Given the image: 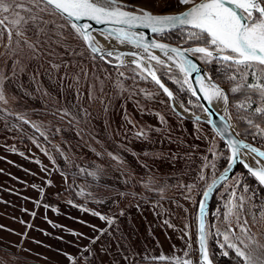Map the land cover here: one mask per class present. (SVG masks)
I'll return each instance as SVG.
<instances>
[{"label": "rangeland", "instance_id": "374dc122", "mask_svg": "<svg viewBox=\"0 0 264 264\" xmlns=\"http://www.w3.org/2000/svg\"><path fill=\"white\" fill-rule=\"evenodd\" d=\"M120 2L163 13L166 0H157L156 7L151 0ZM25 7L31 12L16 11L26 24L0 26V264H125L131 258V264L142 259L176 264L188 258L197 264V205L226 166L227 147L203 122L176 116L145 70L97 57L69 21L39 0H25ZM5 16L14 18L0 12V19ZM189 31L182 32L184 40L200 42L188 39ZM95 33L100 32H92L94 38ZM151 57L154 69L158 64L175 71L170 79L194 98L177 67ZM197 58L202 65L213 59ZM252 71L235 68L232 89L249 90L236 105L238 126L243 124L264 148V125L245 112L252 105L264 108V98L248 87L264 84V72L256 67L253 76ZM178 102L187 112H202ZM255 188L238 172L218 189L220 204L211 227L207 222L208 239L219 246L225 243L223 234L236 229L232 241L239 245L240 237L255 249L256 264H264V248L258 247L264 245V200ZM70 190L105 219L74 204ZM240 197L244 207L238 214L241 223L247 219L252 240L228 214L230 203ZM221 249L244 264L232 249Z\"/></svg>", "mask_w": 264, "mask_h": 264}, {"label": "snow or ice", "instance_id": "6c2138e0", "mask_svg": "<svg viewBox=\"0 0 264 264\" xmlns=\"http://www.w3.org/2000/svg\"><path fill=\"white\" fill-rule=\"evenodd\" d=\"M32 4H37V0H28ZM152 6H157V0H151ZM39 3L51 6L56 12H59L67 17L73 18L74 21L82 19H90L99 24L114 23L119 25H127L129 28L144 26L149 27L153 33H164L165 31H172L174 29H183L185 27L191 29L188 33V39H193L202 42L205 45H211L213 50L218 53H226L219 56V59L224 62H229V66H242L245 70L252 69V75L256 76V67H260L264 72V0H201L199 4L195 3V0H166L164 4V12L162 14H154L145 8H133L132 10H125L127 6H122L120 0H39ZM193 5L188 10L176 13L168 14L174 7ZM16 9H22L26 12H31L30 8L25 7V0H0V12L14 14V18L9 21L8 17L0 19V26L5 25L6 22H10L14 27H19L22 24H26L28 21L24 16L20 15ZM35 17H29L34 19ZM71 27L75 30L93 52H98L99 49L94 46L95 38L89 33L88 29L90 25H77L72 23ZM119 38L135 43L136 47H140V40L144 39L140 36L139 39H133L136 34L126 31L124 28L117 30ZM22 34L19 30L17 35ZM11 36V32H8ZM158 48L168 55L169 52L175 53V59L173 56H168L169 60H173L178 64L180 72L184 75L190 76L193 71H196V66L191 64L184 56L183 51L177 48H168L167 45L161 43H152L144 46V50L148 48ZM213 50L209 47L198 46L191 51L194 53H201L206 58L213 57ZM135 56L136 53H130ZM108 56L112 53L108 52ZM151 59L156 60L157 63H163L157 57L152 56ZM152 79L163 88L164 92L169 97L172 96L164 85L160 82L155 72H149ZM231 80H235V76L229 77ZM188 83L186 79L184 81ZM249 88L256 90L261 98H264V84L256 83L249 84ZM205 94V98L211 102L213 100H222L227 102V95L223 92L219 86L212 85L209 87H201L200 89ZM193 95H196V90L193 89ZM233 92L240 91L239 86L232 89ZM0 99H3L2 92H0ZM240 107H244L243 104ZM255 111L264 115V108H256ZM249 123H252L249 121ZM231 149V155L227 158L230 160L228 167H231L238 162L240 156L241 147L248 149L251 153H256L260 157H264V152L258 151L255 147L249 145H240L238 141H229L228 144ZM260 164V161H256ZM244 167L248 169V172L254 177L258 183L264 186V165L259 168H253L248 164H244ZM227 167L225 171H227ZM203 179V177H201ZM224 179H227L225 177ZM50 183V182H49ZM35 187V186H33ZM244 190L247 191V186H244ZM209 192L212 188L208 189ZM41 195L44 190L40 189ZM207 197V192L204 193ZM235 197V194L233 193ZM240 202H233L229 205V216H235L236 223L239 226V231L252 240L251 236H248L250 229L246 226L248 224L245 218L241 223L238 211L243 210V197L239 198ZM39 203V202H37ZM49 207L48 205H44ZM198 215V251L200 253V260L197 264H213L209 258L207 240L209 232L206 228L204 213V203L199 205ZM100 216V219H105L99 213H93ZM36 215L35 212L32 213ZM260 215L264 217V209L261 210ZM111 224V221H108ZM236 229L229 228L227 234H223L224 244H220V248L232 249L236 256H239L244 261V264H256L253 258L255 249L249 248L244 244V240L240 237H236L239 240V245L232 241V236L235 235ZM217 235H220L217 230ZM254 243V241H253ZM240 245H243L241 247ZM264 248V245L258 246ZM245 249H248L247 252ZM228 252L224 251L223 255L228 256ZM187 255V253H185ZM163 259V257H161ZM176 264H192L191 258L186 260H178Z\"/></svg>", "mask_w": 264, "mask_h": 264}, {"label": "water", "instance_id": "95a60500", "mask_svg": "<svg viewBox=\"0 0 264 264\" xmlns=\"http://www.w3.org/2000/svg\"><path fill=\"white\" fill-rule=\"evenodd\" d=\"M201 2V0H198L197 2H195L196 4H199ZM122 6H127L125 8V10H132L133 8H138L135 7L131 4H127L124 2H120ZM48 6V5H47ZM193 5L188 6L186 9L180 11H186L188 10L190 7H192ZM50 7L52 10H54L51 6ZM55 11V10H54ZM149 11V10H148ZM56 12V11H55ZM152 12V11H151ZM177 12V13H180ZM58 13L60 16H62L64 19H66L67 21H69L71 24L72 23H76L77 25L83 26V25H90V28L88 29L89 33L92 35V32L96 31V32H100V33H104L109 35L112 38H119V33H118V29L120 28H124L126 31L130 32V33H134L136 34V36H134V40L135 39H139L140 36H143L144 39L140 40V47H136L135 43L128 41L129 43H131V45H133L132 47L135 49L133 50L137 55L142 56L144 58L147 59L148 56H150L152 54V50H157V51H162L161 49L158 48H151L149 47L147 51L144 50V46L145 45H149L152 43H161L164 45H167L168 48H177L180 49L181 51H183L184 56L187 58V60L191 63L194 64L196 66V71H193L191 73L190 76H185L186 79L188 80L189 86L191 91L193 89L196 90V95H193V91H192V95L194 96V98L197 100V102L199 103L202 112L201 113H186V112H181L179 110H177L174 105L173 102H178V100L176 99V97L174 96L172 90L159 78V76L157 75L154 67L152 66V69L150 70L151 72H155L156 76L159 78L160 82L164 85V87H166L170 92H172V96L169 97L167 95L166 92H164L163 88L160 87L159 84H157L155 82V80L152 79L151 75H149V72L144 71L147 76L153 81V83L165 94L167 100H168V104L169 107L171 109V111L178 117L183 118V119H188V120H194V121H200L203 122L204 124H206L213 132L214 134L225 144V146L228 149L229 152V156L231 155V149L229 148L228 144L229 141H238L239 144L242 145H249L250 147H255L256 149H258V151L264 152V148L244 139L242 136H240L238 134V132L236 131L235 127L233 126V124H229L228 122L224 121V119L221 118V116L212 108V106L210 105V103L208 102V100L205 98L204 93L200 90L201 89V80L207 76L209 78V80L212 82L213 85L219 86L220 89L223 90V92L225 93V95H227V102H226V109H227V114L230 118L229 115V100H228V94L226 92V90L220 86V84H218L217 82L213 81L207 74V71L205 69V67L202 65V63L198 60L196 54H201V53H194L193 51H191V49L198 47V46H182V45H176L173 43H170L168 41H165L163 39H160L157 37V35H161V33H153L151 31V29L149 27H144V26H138V27H131L129 28L127 25H119V24H114V23H106V24H99L96 23L93 20L90 19H82L79 21H74L73 18L71 17H67L59 12ZM154 13V12H153ZM154 14H162V13H154ZM168 14H176V13H168ZM183 29H189L187 27L183 28ZM7 32H9L10 30L7 29ZM174 30H179V29H174ZM172 30V31H174ZM170 31H165L164 33H167ZM162 33V34H164ZM120 39V38H119ZM122 39V38H121ZM84 41V40H83ZM127 41V40H126ZM86 47L89 49L90 52H92L94 55H96L97 57L101 58L102 60L106 61V57H112V58H116L113 56H108L107 52H102L101 51V46H99L95 40H94V46L97 47L99 49L98 52H93L91 48L88 47L87 42H85ZM119 54H123L126 51L125 50H118L117 51ZM133 53V52H131ZM168 54L173 55L176 59H179L176 57L175 53H171L169 52ZM226 53H218L216 51L213 50V57L212 58H217L219 59V56L224 55ZM150 62V61H149ZM131 63V62H130ZM151 63V62H150ZM133 64V63H131ZM135 65V64H134ZM179 69V68H177ZM184 74V73H183ZM205 114V118H202L201 116ZM231 120V119H230ZM243 152H250L248 149H245L243 147H241L240 150V154ZM251 153V152H250ZM255 155H257L256 153H253ZM258 157H260L259 155H257ZM262 160H264V157H260ZM230 160H228L226 166L224 167V169L208 184V186L205 188L204 192L201 195V198L198 202L197 205V209H196V228H195V233H196V247H197V260H200V253L198 251V215H199V205L203 202L204 203V217H205V224H206V228H207V221L209 218V211H210V206H211V201L212 198L215 194V192L229 179L231 178V176H233V174L235 173V171L237 170V168L242 165L244 167L243 162H241L240 158H238V162L237 164L228 167V165L230 164ZM227 167V171H225V168ZM244 169L246 171H248V169L246 167H244ZM225 177H227V179H224ZM262 186V185H261ZM264 188V186H262ZM212 188V191L209 192L208 189ZM207 192V197L204 196V193Z\"/></svg>", "mask_w": 264, "mask_h": 264}, {"label": "trees", "instance_id": "16d2710c", "mask_svg": "<svg viewBox=\"0 0 264 264\" xmlns=\"http://www.w3.org/2000/svg\"><path fill=\"white\" fill-rule=\"evenodd\" d=\"M188 29H179L170 31L161 35H157L158 38L163 39L165 41H168L170 43L176 44V45H182V46H205L202 42H196V44H193L191 41L184 40L182 36V32L186 31ZM201 54H196V56H200ZM207 73L210 75L211 79L218 84H220L221 87H223L227 94H228V100H229V114L230 117L233 118L236 125H239V120L237 116V111L240 109L236 107L237 104H239V101L244 96L249 95V90H247L246 87H240V91L233 92L232 86L235 83V80L229 79V77L233 76L236 72H234L235 68L239 66H229V62H224L220 59L213 58L209 62L203 63ZM155 71L159 78L172 90L174 96L176 99L181 101L184 105L191 107L195 110V112L200 111V105L197 102L196 99H194L189 92H187L184 87L180 86L179 84H176L174 81L170 79V74H177L175 71H172L170 69H166L162 66H159L158 64H155ZM253 104H256L255 102ZM257 105V104H256ZM253 105L250 106L248 109L246 108L245 112L248 114V116H256V120L259 124L264 125V115L260 113L254 112ZM240 112V111H239ZM13 117V116H12ZM243 124L241 127H237V132L240 136H242L244 139L258 145L263 146V143L260 139L253 137L248 131L245 130ZM223 146L226 148L225 144L222 142ZM260 146V147H261ZM263 148V147H262ZM229 157V156H228ZM238 172L244 174L246 176V179H250V181L256 186L254 189L255 192H257L264 200V188L256 181L254 177H252L242 165H240L236 172L234 174H237ZM226 183V182H225ZM224 183V184H225ZM223 184V186H224ZM217 190L212 198L210 211H209V218H208V226L213 224L215 219V211L219 207L220 201L217 197L218 194ZM201 196V195H200ZM69 197L71 201L76 204L77 206H80L84 209H87L89 211H92L94 213L102 214L100 209H98L95 205L90 204L87 200L80 197L75 191L70 190ZM208 254L210 259L214 264H243L239 258H233L232 256H224L222 249L216 244V239L211 237V239H208ZM144 262H150L152 264H163L162 261H154V260H144ZM172 264V263H170Z\"/></svg>", "mask_w": 264, "mask_h": 264}, {"label": "bare ground", "instance_id": "6f19581e", "mask_svg": "<svg viewBox=\"0 0 264 264\" xmlns=\"http://www.w3.org/2000/svg\"><path fill=\"white\" fill-rule=\"evenodd\" d=\"M95 38L99 42V45L101 46L100 49L102 52H107V53L111 52L112 53L111 56L118 58L121 62L123 61L131 62L147 72H150V70L152 69L151 63L146 58L139 56L137 54L135 56L130 54L131 52L135 53L133 51L135 49L132 47L133 45H131V43H129L128 41L126 40L122 41L121 38L120 39L111 38V41H109L104 36H102L100 33H95ZM120 49L121 50L123 49L126 52L123 54H119L117 51ZM150 56H155L160 61L166 62L167 65L169 64L170 66H173L174 68L175 67L179 68L178 64L174 63L173 60L168 59V56H173V55H170V54L165 55V52L152 50V54ZM200 84H201V87H209V88L213 85L207 76H205L201 80ZM209 103L212 106V108L221 116V118L224 119V121L228 122L229 124L232 123L227 114L226 102L222 100H213ZM173 105L177 110L181 112L191 113V112H187V110L179 102H173ZM201 117L205 118V114H203ZM239 158L241 162H243V164H248L253 168H259L261 165H264V160H262L260 157L250 152L241 153ZM256 161H260V164H257Z\"/></svg>", "mask_w": 264, "mask_h": 264}, {"label": "crops", "instance_id": "0c3cea01", "mask_svg": "<svg viewBox=\"0 0 264 264\" xmlns=\"http://www.w3.org/2000/svg\"><path fill=\"white\" fill-rule=\"evenodd\" d=\"M144 260H147V259H142V260H140L138 264H144V263H142V261H144ZM140 262H141V263H140ZM131 263H134L133 258H131V261L129 260V261H128L127 263H125V264H131Z\"/></svg>", "mask_w": 264, "mask_h": 264}]
</instances>
